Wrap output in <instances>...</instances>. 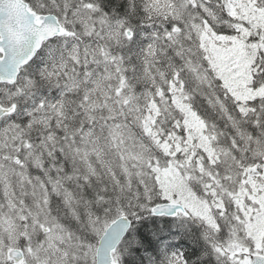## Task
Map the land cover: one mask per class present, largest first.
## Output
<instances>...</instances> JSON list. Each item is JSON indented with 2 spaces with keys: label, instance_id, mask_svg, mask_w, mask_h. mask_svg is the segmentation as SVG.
<instances>
[{
  "label": "snow or ice",
  "instance_id": "6c2138e0",
  "mask_svg": "<svg viewBox=\"0 0 264 264\" xmlns=\"http://www.w3.org/2000/svg\"><path fill=\"white\" fill-rule=\"evenodd\" d=\"M0 264H264V0H0Z\"/></svg>",
  "mask_w": 264,
  "mask_h": 264
}]
</instances>
